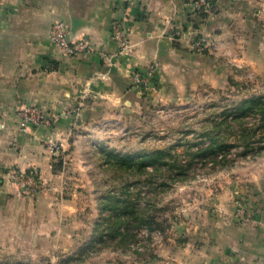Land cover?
Here are the masks:
<instances>
[{"label":"rangeland","instance_id":"1","mask_svg":"<svg viewBox=\"0 0 264 264\" xmlns=\"http://www.w3.org/2000/svg\"><path fill=\"white\" fill-rule=\"evenodd\" d=\"M215 10L213 4L194 14L210 18ZM184 27L177 26L176 40L167 27V37L178 41ZM203 28L188 36L194 51H206L207 79L172 100H159L155 83L147 91L132 83L139 107L41 138L53 179L34 167L6 171L15 198L64 203L74 218L62 225L66 250L59 256H9L0 238V264H211L224 234L250 231L264 217V31L248 33L250 39L242 32L235 51L216 55L197 38L206 36ZM25 106L35 105L19 108L18 130L43 127L20 126ZM66 141L65 152L54 149ZM218 144L220 150L212 148ZM175 160L182 170L170 167ZM21 173L33 177L32 187L13 179ZM122 201L130 203L126 237H110ZM141 217L153 222L150 229Z\"/></svg>","mask_w":264,"mask_h":264},{"label":"crops","instance_id":"2","mask_svg":"<svg viewBox=\"0 0 264 264\" xmlns=\"http://www.w3.org/2000/svg\"><path fill=\"white\" fill-rule=\"evenodd\" d=\"M212 2L215 13L201 18L191 0H0V238L9 256H59L66 250L62 225L74 218L65 213L69 206L42 197L19 200L6 178L10 167H34L45 179L54 178L52 157L41 144L44 135L60 137L73 127L109 119L113 111L139 107L131 73L151 61L158 64L154 95L159 100L175 99L207 79L206 51L193 50L190 29L204 27L206 36L197 38L213 46L216 55L235 51L240 33L249 38L264 31V0ZM170 19L185 26L175 42L166 35ZM115 20L131 49L115 55L108 67L100 54L117 53L110 31ZM56 21L69 27L71 38L90 41L93 51L67 56L49 38ZM23 105L38 106L53 128L20 132L17 112ZM253 226L224 234L225 246L216 249L220 260L211 264H264V217Z\"/></svg>","mask_w":264,"mask_h":264},{"label":"built area","instance_id":"3","mask_svg":"<svg viewBox=\"0 0 264 264\" xmlns=\"http://www.w3.org/2000/svg\"><path fill=\"white\" fill-rule=\"evenodd\" d=\"M191 8L193 12H208L213 8V2L211 0H192ZM168 28H170L169 37H171L172 40H176L175 38H178L180 33L177 26H173L171 19L168 21ZM110 31L112 40L117 45V53L111 55L103 52L100 54L102 60L108 67L113 66L112 59L115 55L126 53L131 49V45L125 36L123 25L119 20L111 22ZM49 38L54 45L62 49L69 57H83L93 51V46L87 39L71 38L69 27L61 21H56L51 25ZM157 70L158 65L156 61H151L144 69H134L131 73L133 85L143 91L151 89ZM102 76H106V74ZM19 116L21 127H28L29 125L49 127L52 124V120L36 106L23 107L20 110ZM67 144V141L55 144L54 149L65 152ZM31 177L32 176L21 173L16 174L13 179L16 181L26 179L28 185L32 187L33 177ZM35 189L36 188H33V190Z\"/></svg>","mask_w":264,"mask_h":264},{"label":"trees","instance_id":"4","mask_svg":"<svg viewBox=\"0 0 264 264\" xmlns=\"http://www.w3.org/2000/svg\"><path fill=\"white\" fill-rule=\"evenodd\" d=\"M262 103H260V106H261ZM250 107H252V104L249 105ZM214 146V145H213ZM223 145H215V147H212V148H218V150L221 149ZM225 146V145H224ZM211 148V147H209ZM209 149H205V150H200L199 152H201L202 155L205 154L206 151H208ZM163 152L161 151H158L157 152V155H162ZM169 167V166H168ZM171 168H177L178 170H182L183 166L181 164H178L177 160L174 161L173 164L170 165ZM169 167V168H170ZM122 206L120 207V210L116 213V215L113 217V222L109 224V227H108V233H109V236L110 237H122V238H125L126 237V232L124 233L123 231H121L122 227H123V224H125V218L127 216L126 215V211L127 209L129 208L130 206V203L127 202V201H122ZM114 208H117V205H115V207H111L110 209H114ZM142 218V221L144 224H146V226L150 229L152 227V224L153 222L151 220H146L144 219L143 217ZM128 226H126V231L128 230Z\"/></svg>","mask_w":264,"mask_h":264}]
</instances>
